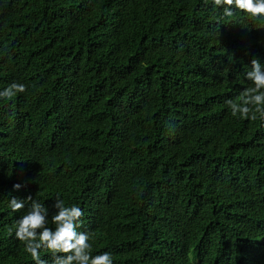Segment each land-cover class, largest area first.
<instances>
[{"label": "trees", "instance_id": "trees-1", "mask_svg": "<svg viewBox=\"0 0 264 264\" xmlns=\"http://www.w3.org/2000/svg\"><path fill=\"white\" fill-rule=\"evenodd\" d=\"M213 0H0V264L32 196L83 210L113 264H264V20ZM21 187L16 189L14 185ZM12 197L25 207L13 212ZM52 264V253L40 249Z\"/></svg>", "mask_w": 264, "mask_h": 264}, {"label": "clouds", "instance_id": "clouds-1", "mask_svg": "<svg viewBox=\"0 0 264 264\" xmlns=\"http://www.w3.org/2000/svg\"><path fill=\"white\" fill-rule=\"evenodd\" d=\"M208 0H205L207 3ZM214 7L223 9V17H232L235 11L246 13L253 20H264V0H213ZM246 79L254 87L245 89L241 93L242 100L236 103L229 99V106L233 116L257 119L256 113L264 117V65L258 59L251 61V70L246 73ZM26 91L23 84L14 83L7 89L0 91V99H11L17 93ZM19 189L21 185H14ZM30 207L24 216L17 221L15 235L25 245V250L31 255L36 264H47L40 257V249L44 248L52 253V264H113L112 256L108 252L92 256V245L89 243L91 235L78 231L81 226L83 210L76 205L65 206L64 202L56 198L53 207L57 209L52 215L55 228L48 227V208L32 196L26 198ZM9 207L13 212L25 207L24 200L12 197Z\"/></svg>", "mask_w": 264, "mask_h": 264}]
</instances>
